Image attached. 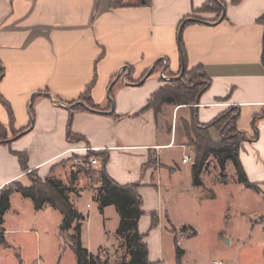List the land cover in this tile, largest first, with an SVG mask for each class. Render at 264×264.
I'll return each mask as SVG.
<instances>
[{"label": "crops", "instance_id": "1", "mask_svg": "<svg viewBox=\"0 0 264 264\" xmlns=\"http://www.w3.org/2000/svg\"><path fill=\"white\" fill-rule=\"evenodd\" d=\"M121 1L123 6L111 7L109 0H0V189L15 181L29 184L19 154L25 155L30 170L45 178L61 161L89 148L107 156L104 170L116 183L139 185L144 214L137 230L146 234L151 261L164 264L167 242L175 248L173 264H264L263 243L254 249V257L253 249L240 252L243 245L224 230L214 232L216 243L234 246L229 255L220 256L224 261L215 257L188 261L179 237L198 232L190 223L175 222L170 199L177 173L189 179V187L203 186L192 183V163L181 162L184 155H192L179 141L190 121V108L196 122L205 124L236 106V129L242 137L238 157L256 188L236 180L226 184L237 186L238 194L249 193L232 205L250 215L247 232L256 227L264 234V67L259 23L264 0H220L225 3L222 19L215 11H198L207 0ZM182 21L188 22L180 31L186 64L202 66L209 82L195 103L170 106V119L162 121L144 107L164 85L161 77L168 79L181 70L177 33ZM159 64V71L151 70ZM80 101L84 106L75 104ZM68 131L82 138L68 139ZM208 133L220 141L216 127H208ZM225 165L235 178L232 163ZM17 193L10 194L3 217L5 240V218ZM215 197L200 198L207 203ZM70 200L85 217L81 236L94 206L103 241L113 237L116 225L106 228L110 217L116 222L119 218L113 206L99 211L89 189L79 190ZM151 212L157 221L148 229ZM182 226L189 229L179 232ZM176 247L182 251L179 258ZM151 248L154 254L159 251L157 258L150 256Z\"/></svg>", "mask_w": 264, "mask_h": 264}, {"label": "rangeland", "instance_id": "2", "mask_svg": "<svg viewBox=\"0 0 264 264\" xmlns=\"http://www.w3.org/2000/svg\"><path fill=\"white\" fill-rule=\"evenodd\" d=\"M210 7L214 10L217 9L213 4H211ZM157 66V68L151 70L154 72L159 71L160 64ZM190 68L191 67L187 68V71H189ZM160 71L161 74L163 69ZM154 72L151 76H153ZM180 72L181 70L177 71V73ZM175 76L177 75L175 74L168 79L166 78L167 76H162L161 81L174 80V78H176ZM193 78L196 79L195 81L203 79L201 78V72L199 70H196V74ZM169 107L170 106L163 107V112L160 113L162 121H168L170 119ZM189 112L192 117L194 110L190 108ZM188 121L189 120H187V123L185 122L183 132L186 133V135L192 136L193 133L190 128L191 126L194 127V124L192 125L191 118L190 121ZM220 123L222 134L225 138H232V140L240 138L239 135L234 134L233 130L229 127L223 128L224 123ZM184 133L179 141L184 144L186 150L191 151L194 157V148L192 145H189L187 136L185 137ZM73 140L78 141V138L74 137ZM175 154L180 156L179 151H176ZM81 155L82 154H73L63 160L53 168V175L62 179L64 182L69 181L73 175L76 179L74 187L77 191L89 189L92 190L95 196L96 180L99 176L101 160H98L97 165L100 164L98 167L97 165L88 164ZM203 168L204 171L200 175V181L203 183V186L198 188L194 186L189 187L187 184L189 179L183 174L180 175L177 173L174 178V183L177 187L174 188L173 195H171L170 198L175 222L190 223L198 232L197 235H189V238H187L188 236L185 238H183L184 236L179 237V241L186 249V258L192 263L202 260L203 262H208L214 257L224 261L225 258L222 259L220 256L224 257L229 255L234 246H222L215 242L214 232H218L219 230L228 231L227 233H232L236 236V239L243 245V248L239 249L240 252L246 249H253V255L257 257V252L254 249H256L258 244H264V234L257 231L256 227L253 229V232H247L248 222L246 219L250 215L246 212H239L237 206L232 205L237 198L243 194L244 197H247L249 193L245 190L243 194H238V189H236L237 186L226 184H235L234 180H236V177L234 178V175L231 174V169L228 170L226 165L224 166L225 169L220 172L215 160H213L211 156L206 159ZM32 175L33 174L28 177L26 176L28 178V183H30ZM215 184L220 185L218 186ZM214 194L216 195V197L213 198L214 200L205 203L207 199H210L207 197H212ZM77 196L71 194L70 198L73 200ZM226 203L227 207L229 206L227 209L225 208L226 206L224 207ZM44 208L45 210H42ZM39 210H41L40 213L35 212ZM90 211L89 219L83 226L81 236L83 246L88 248L94 255L99 256V264H103L105 261L108 262V264H118L122 261L121 259L123 257L127 259L122 238L114 234L113 237L109 238V241H103V232L100 229L101 224H99L96 217L94 218L93 213L96 211L94 206ZM91 213L93 216H91ZM61 219L62 216L58 209L52 206L35 209L30 199L28 200V198L17 193L16 197L12 200L11 212L5 218L4 226L6 230H8L5 235L8 243L4 248L0 249V264H76L75 254L69 240V235L73 233V231L60 232L59 225ZM117 224L118 221L116 222L114 217H110L106 223V228L110 229L115 225L117 226ZM23 228H29V231L24 232L23 230L25 229ZM178 229L179 232H186L189 228L182 226ZM100 240L103 242H99ZM158 253L159 251L154 254V250L151 248L150 256L152 258H157V255H159ZM215 253L224 254L216 255ZM174 257L175 248L172 249L171 245L164 242V248L162 250V260L164 264L175 263L176 259H174Z\"/></svg>", "mask_w": 264, "mask_h": 264}, {"label": "trees", "instance_id": "3", "mask_svg": "<svg viewBox=\"0 0 264 264\" xmlns=\"http://www.w3.org/2000/svg\"><path fill=\"white\" fill-rule=\"evenodd\" d=\"M147 1L148 0H146V2ZM123 4L125 3L121 0H109V6L111 7L123 6ZM211 4L215 5L217 9L214 10L211 8ZM223 9H225V3L223 1L207 0L204 4H202V7L198 11H215L217 14L216 17H218ZM193 17L199 22H202L204 19L199 18L196 15ZM187 23V21H182L179 27L181 26L182 29ZM259 23L263 25L261 62L264 67L263 16L259 19ZM178 39L180 49V68L184 66L185 69L179 78L165 81L164 85L151 94V97L145 104L144 109H152L156 117H159L160 113L163 112L164 106L190 105L195 103L209 82L203 72L202 66H194L187 71L188 66L186 64V50L182 45L181 34ZM196 70L201 72V78L203 79L195 81L196 79L193 77L196 74ZM144 73H146V71ZM92 107L93 105H90V108ZM238 115L239 108L236 106L229 107L225 111L221 112L220 115L212 121L205 124L196 122L195 117L192 115L191 123L192 125L194 124V127L191 126L190 129L192 130L193 135H187V139L189 145L193 146V153L195 154L194 161L191 164L192 183H194V185H202L200 175L204 171L203 164L209 156H213L216 159V164L220 169V172L225 169V163L230 161L234 167L236 182L238 181L242 183L246 188H256L255 184L248 182L238 157L239 142L242 139L240 132L236 129L235 121ZM220 122L224 123L223 128L229 127L233 130V133L238 134L240 138L235 140H232V138H225L222 134ZM210 126L216 127L219 131L220 141L215 142L212 138H210L208 133V127ZM74 137L78 138V140L82 138L71 134L68 131V139H74ZM81 156H83L84 161L88 164L89 159L92 157L101 158V166L99 167L100 172L98 179L96 180V193L94 199L98 203L99 211H102L105 206H113L119 217L118 224L115 228V235L122 238L123 245L126 249L127 259L123 257L121 259L122 261L118 264H156V262L148 259V245L143 239L146 234H141L139 230H137L138 220L144 214L142 209L143 200L137 192L139 185L137 183H116L104 170V164L107 161V156H105L104 153L99 154V152H95L94 150H88ZM18 157L24 174H26L27 177L31 174L33 175L31 176L30 183L27 186L15 181L0 189V249L5 247L7 244L4 238V229L2 224L4 214L10 206L9 196L12 192H18L21 196L29 198L35 209H41L45 206H52L55 209H58L62 216L59 231H73V233L69 235V240L71 242V248L75 254L76 264H99V256L91 253L83 246L81 241V227L85 217L74 208L70 200L71 194H74L75 196L78 195V191L74 187L76 180L75 176L72 175L67 182H64L62 179L54 175L41 178L34 170H30L28 168L27 160L24 154H19ZM150 214L151 223L148 229L153 228L157 221L156 214L152 212ZM181 253V249L176 247V258H179ZM103 264H108V262L105 261Z\"/></svg>", "mask_w": 264, "mask_h": 264}, {"label": "built area", "instance_id": "4", "mask_svg": "<svg viewBox=\"0 0 264 264\" xmlns=\"http://www.w3.org/2000/svg\"><path fill=\"white\" fill-rule=\"evenodd\" d=\"M88 150H90L89 148H84V151H88ZM193 161H194V157L191 155V156H189V155H184L183 156V158L181 159V162H183V163H193ZM89 162H90V164H93V165H95V164H97L98 163V159L97 158H90L89 159ZM214 263L215 264H221V262H216V261H214Z\"/></svg>", "mask_w": 264, "mask_h": 264}, {"label": "water", "instance_id": "5", "mask_svg": "<svg viewBox=\"0 0 264 264\" xmlns=\"http://www.w3.org/2000/svg\"><path fill=\"white\" fill-rule=\"evenodd\" d=\"M223 14H224V9L222 10V12H221V14H220V19H222V16H223ZM180 29H181V26L178 28V37H179V31H180ZM178 49H179V40H178ZM180 50V49H179ZM184 71V66H182L181 67V72L177 75V76H175L176 78L177 77H179L180 75H181V73ZM150 72H151V70H149L148 72H146V74L144 75V77L141 79V83L144 81V78L145 77H147L149 74H150ZM140 82H139V84H140ZM75 104H78V105H82V106H84V104L80 101V102H77V103H75Z\"/></svg>", "mask_w": 264, "mask_h": 264}, {"label": "flooded vegetation", "instance_id": "6", "mask_svg": "<svg viewBox=\"0 0 264 264\" xmlns=\"http://www.w3.org/2000/svg\"><path fill=\"white\" fill-rule=\"evenodd\" d=\"M178 74H179V73H178ZM178 74H176V75H178ZM180 76H181V75H180ZM180 76H179V77H180ZM179 77H177V78H179Z\"/></svg>", "mask_w": 264, "mask_h": 264}]
</instances>
